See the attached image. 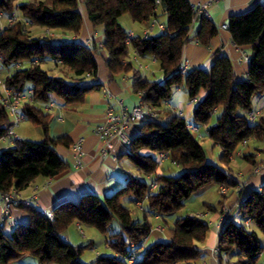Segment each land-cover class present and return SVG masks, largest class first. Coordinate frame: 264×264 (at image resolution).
Listing matches in <instances>:
<instances>
[{"label": "trees", "instance_id": "16d2710c", "mask_svg": "<svg viewBox=\"0 0 264 264\" xmlns=\"http://www.w3.org/2000/svg\"><path fill=\"white\" fill-rule=\"evenodd\" d=\"M0 0V12L10 16L19 10L21 17L12 23L0 20V65L12 71L4 78L16 90L32 87L33 99L23 110L28 120L40 126L41 140L20 139L0 149V190L20 192L29 187L38 176L55 177L64 172L69 162L58 152L57 146L69 147L73 141L68 135L53 138L49 133L50 113L42 104L53 98L64 103H80L86 95L102 84L97 81V56L108 55V78L131 73L133 91L144 94V99L161 107L173 90L184 87L190 99L204 90L197 102L192 121L206 127V135L221 148V164L208 160L200 138L187 128V120L180 114L163 110V117L140 122V131L130 138L126 155L142 173L128 174L124 185L111 194L99 196L94 192L83 194L78 202L64 201L56 206L53 218L42 213L34 204L19 203L28 214L27 222L10 228L0 222V264H13L26 255L34 256L39 264H129L134 253L135 264H200L202 250L198 243L205 241L209 222L198 214H187L175 219L169 226L170 238L157 240L143 250L153 224L149 216L165 217L175 213L204 188L216 185L234 189L239 183L230 172L232 157L242 143L251 138L264 141V116L251 122L248 113L254 110V99L264 94V1L249 10L229 17L228 30L238 46H250L247 77L237 80L235 69L227 55H219L209 68L186 70L182 64L185 44L191 39L208 45L217 35L218 25L207 15L196 17L197 32L190 36L195 18L189 0ZM129 14L132 21L147 25L153 18L166 15L169 32L135 36L127 41V30L120 18ZM87 18L94 28L102 27V47L93 40L85 44L78 40L55 41L50 34H36L32 26L78 35ZM139 55H151L163 70L164 80L145 78L131 60V49ZM56 61L60 71L53 73L44 64ZM20 62L22 66H16ZM89 73V75H88ZM90 81L89 84H86ZM217 112L214 124L213 115ZM10 125V117L0 103V139ZM166 152L172 161L182 167L177 175L158 173L159 161L155 153ZM245 160L252 166L263 165L264 156L249 153ZM261 172L264 173V167ZM153 175L159 186L149 191L146 176ZM224 195V194H223ZM130 196L135 202L146 201L144 218L135 219L130 207L123 203ZM225 196V195H224ZM222 202V201H221ZM210 211L213 204L204 202ZM241 221L233 217L221 224L217 256L234 258L231 264H256L264 250L258 234H264V182L249 189L240 199ZM249 220V226L244 221ZM74 222L96 228L106 234L107 244L115 255H98L83 262V250L92 242L76 245L64 240L62 234ZM124 256L122 258L121 256Z\"/></svg>", "mask_w": 264, "mask_h": 264}, {"label": "crops", "instance_id": "0c3cea01", "mask_svg": "<svg viewBox=\"0 0 264 264\" xmlns=\"http://www.w3.org/2000/svg\"><path fill=\"white\" fill-rule=\"evenodd\" d=\"M192 5L204 4L206 5L209 17L218 25L219 31L209 42L208 45L199 43L196 38H191L184 46L182 55V64L186 70L194 67L209 68L215 58L219 55H227L235 69L237 80H242L247 77L249 69V58L251 56L250 46H238L231 37V33L228 28H224L222 25L229 23V17L233 14L245 12L249 10L254 4L264 0H189ZM18 2H23L19 0ZM17 17H21L20 11H14ZM121 18L124 22L121 21ZM120 21L126 30H133L137 34L143 32L146 28L145 24L132 21L131 17L121 16ZM0 20L3 25L10 23L9 16L2 13ZM160 21H166L159 18ZM125 23V24H124ZM36 28V34L57 35L66 38L71 36L72 39L81 41L82 43L89 44V40L92 39L95 42L102 43L103 36L99 33V30L94 28L87 18L84 19V25L82 31L78 34L63 33L61 30H48L43 27L33 25L32 28ZM199 27V21L192 24L190 28V36H193ZM48 33V34H49ZM159 33L156 30L153 34ZM99 40V41H97ZM108 55L105 51H101L97 56L98 61V73L97 81L102 86L98 89L90 91L83 102L80 103H64L61 99L53 98L49 103H54L53 106L48 104H42V107L50 113L49 121V133L53 138H58L64 135H68L73 143L78 138H83V151L84 154L79 158L78 154L73 148V144L69 147L64 145H58V152L69 162L70 166L61 174L55 177L38 176L32 184L19 193L24 196L34 195V205L43 210H53L56 206L64 201L78 202L83 194L94 192L99 196L109 195L115 189L122 186L126 182L128 174H134V165L125 160L126 152L129 149V144L121 139L114 141V147L106 155L101 154L102 141L95 134V127L102 123L106 118V111L111 105L118 107L122 101L128 107H133L141 100V95L138 92L133 91L132 83L133 78L131 73L119 74L115 76L113 80L108 78V69L106 66V60ZM131 60L140 63L138 70L140 74L145 78L152 80L163 81L164 74L159 62L151 55H139L133 48L131 49ZM0 65V79H4L12 69ZM87 81L86 84H89ZM205 91L202 90L194 99H190L187 91H183L182 87H177L171 93L168 100L164 101L161 105L163 110H170L172 113L178 112L182 116H186L192 119V114L195 105L199 100L203 98ZM189 99V100H188ZM173 110V111H172ZM254 110L260 112L259 116H264V94L254 99ZM217 113V112H216ZM163 117V115H162ZM258 119V118H257ZM200 131L203 133L204 139L206 137V127L199 126ZM17 133L21 139H33L41 140L43 137L40 126L33 124L30 120L22 122L16 127ZM140 131V122L133 121L130 123L127 133L135 135ZM264 141L251 138L248 141L242 143L236 154L232 157L230 163V172L241 181V190L237 192L235 189H230L226 195H222L219 192V196L216 199V203H210L203 201V206L198 210L191 208L188 214H198L205 218L210 224V230L208 232L205 241L198 243V247L202 250L200 264H231L234 258L223 255L221 261L217 256L214 247L217 245L218 234L221 227V217L224 214H229V217L236 219L235 211H239L240 199L251 188L260 187L264 181V176L258 175L263 172H253V166L248 163L245 158V154L253 153L257 158L264 156ZM11 141H1L0 149H3L9 145H13ZM219 145L214 143L213 148ZM220 156V155H219ZM168 160V159H167ZM79 161L81 162L79 164ZM160 166V165H159ZM233 166H236L233 168ZM162 167V165H161ZM159 167L158 173H164ZM138 175V174H137ZM256 175V176H253ZM139 176V175H138ZM140 177V176H139ZM143 177V176H142ZM147 178V176H146ZM210 187L204 188L197 194H205ZM219 191V187L217 186ZM193 195L187 202L196 201V195ZM129 199L132 200L130 196ZM126 197V198H127ZM193 201V202H194ZM222 201V202H221ZM144 202V201H143ZM143 202H135L137 207H143ZM204 202L213 204L216 207V211H210L204 206ZM184 206V208H185ZM183 209V208H182ZM196 211V212H195ZM150 217V216H149ZM183 217V216H182ZM154 222L151 234L146 238L143 246V250L146 245L157 241L170 238L169 226L173 224L175 219L173 218L170 223L168 216L162 217L159 215H153ZM10 219H16L18 222H27L28 214L18 205H15L10 210ZM241 219V217H240ZM77 227L81 225L79 222H75ZM10 228L14 226H8ZM90 239L88 242H92V246L96 243L97 231L90 229ZM86 234H83L84 237ZM106 237V234H102ZM64 240L75 244L74 233L70 228H67L62 234ZM151 237L154 238L152 242H149ZM106 249L103 251H96V255H82L81 260L83 262H89L94 260L98 255H115V251L107 244ZM141 249V248H140ZM139 249V250H140ZM92 250L95 248L92 247ZM138 250V251H139ZM137 251V256H138ZM139 257V256H138ZM13 264H39L37 259L32 255H26Z\"/></svg>", "mask_w": 264, "mask_h": 264}, {"label": "built area", "instance_id": "2783aa9c", "mask_svg": "<svg viewBox=\"0 0 264 264\" xmlns=\"http://www.w3.org/2000/svg\"><path fill=\"white\" fill-rule=\"evenodd\" d=\"M159 2L160 0H156ZM195 11V18L193 23L197 21L196 17L198 15H209L208 9L204 4L193 5ZM2 13L0 12V15ZM18 19L15 13L9 16V22H15ZM192 23V24H193ZM192 26V25H191ZM224 28H228V25L223 24ZM156 30L159 32L167 33L169 32L166 22L160 21L157 18L150 20L147 27L143 30L142 33L137 34L133 30H127V41L131 40L140 35L141 37H148L150 34H153ZM49 33V32H48ZM50 34V33H49ZM93 42L92 39L89 40L91 45ZM102 47V43H100ZM16 66H22L20 62L16 63ZM89 75V73H88ZM34 90L32 87H29L25 90H16L8 86L4 79H0V103L5 107L9 117L10 125L6 133L1 137V141H11L16 142L20 140L21 137L16 131V127L19 126L22 122L27 120L26 114L23 110L24 105L33 99ZM141 100L134 105L133 107H128L122 101L119 103L118 107L109 106L106 111L105 120L98 124L94 132L102 141L101 154L106 155L114 147V141L116 139H121L125 143H130V138L127 134L128 128L131 121H142L148 118H157L162 116V109L154 104L147 102L144 99V94L140 93ZM54 103H49V106H53ZM260 112L256 110H251L248 113V117L251 122L257 120ZM187 128L192 132V134L200 139L203 137V133L200 131L199 126L195 124L194 121L187 122ZM83 138H78L75 143H73V148L78 154L79 158L84 154L83 151ZM158 161H164L170 159L169 154L166 152L156 153ZM174 164H177L175 161H172ZM81 162L79 161V164ZM263 165L253 166V172L257 173L261 171ZM149 181V191H155L159 186V181L153 175L147 176ZM237 192L241 190V184L239 183L235 188ZM230 190L227 186H221V194H226ZM19 203L33 204L34 195L24 197L15 189L9 191L0 190V222L5 223L7 226H15L19 222L16 219H10V210L13 206L18 205ZM42 213L49 218H53V211L43 210ZM228 214H224L221 217V224L227 219ZM246 226H249V220L244 221ZM83 232V231H82ZM217 251V249H216ZM121 256V255H120ZM124 258V256H121ZM129 264H135L137 262L136 254L134 253L127 259Z\"/></svg>", "mask_w": 264, "mask_h": 264}, {"label": "rangeland", "instance_id": "374dc122", "mask_svg": "<svg viewBox=\"0 0 264 264\" xmlns=\"http://www.w3.org/2000/svg\"><path fill=\"white\" fill-rule=\"evenodd\" d=\"M126 17H130V15L129 14H124ZM124 19V18H123ZM122 18H121V21L122 22H124V20H123ZM162 19H166V15H162ZM125 24V23H124ZM32 28V27H31ZM97 30H99V33L102 35V27H97L96 28ZM36 28L34 27V28H32V32L33 33H36ZM51 37H52V39L53 40H55V41H59V40H62V39H64L61 35L60 36H57V35H51ZM65 40H67V41H71V40H73L72 39V37L71 36H68V37H66L65 38ZM97 41H99V40H97ZM99 43V42H98ZM139 64L140 63H138V62H136V66L137 67H139ZM44 66L45 67H47V68H49V70H51V71H53V73H57V72H59L60 71V68H59V66L58 65H56V61H54V60H47L46 62H45V64H44ZM135 66V67H136ZM5 67H1V69L2 70H4V72H5V69H4ZM133 78V77H132ZM182 89H183V91H187L184 87H182ZM189 100V99H188ZM173 111V110H172ZM174 112V114H179V110H178V112H175V111H173ZM162 115H163V120L165 121L166 120V114L164 113V111L162 112ZM216 116H217V113H215L214 115H213V117H212V121H211V124H214L215 123V120H216ZM185 118H186V120L187 121H192V119L191 118H189V117H186V116H184ZM134 121V120H133ZM133 121H131V122H133ZM128 134V133H127ZM128 136H129V138H131V135L130 134H128ZM200 141H201V144H202V146H203V148H204V150H205V152H206V155H207V157H208V160L210 161V162H213V163H217V164H221L220 163V160H219V155L221 154V148L220 147H218V146H216V147H214L213 148V145H214V142H213V140H211L208 136H206V137H204V139H200ZM264 143V142H263ZM128 143H126V145H127ZM156 157H157V155H156V153L154 154ZM243 159H244V157H243ZM125 160L127 161V162H129V163H131L132 165H134L133 164V162H132V160L130 159V157L129 156H127V157H125ZM159 167L162 169V167L164 168V169H162L163 171H164V173L165 174H168V175H177V174H179L181 171H182V167L181 166H179V165H177V164H174L173 162H172V160H164V161H160L159 162ZM161 165H162V167H161ZM236 166H233V168H235ZM134 168H135V173L134 174H138L140 177H142L143 175H142V173H140L139 172V170L134 166ZM161 169L159 170V171H161ZM258 175H261V177L262 176H264L262 173H260V174H258ZM253 176V175H252ZM254 176H256V175H254ZM253 176V177H254ZM264 182V181H263ZM262 182V183H263ZM261 183V184H262ZM210 188H209V190L205 193V194H202V195H200V194H197L196 195V201H194V200H192V201H189L188 203H187V207L185 206V208H183V209H181V210H179V211H177V212H175V213H172V214H168V215H166V216H168L169 218H168V220H169V223H170V221L173 219V218H177V217H182V216H185V215H187L188 214V212L191 210V208H193V209H195V210H198V209H200L202 206H203V201H208V202H210V203H216V199L218 198V196H219V192H220V187H219V191L217 190V186L216 185H213V186H209ZM229 192V191H228ZM221 193V192H220ZM246 194V193H245ZM223 195V194H222ZM224 195H226V194H224ZM194 201V202H193ZM123 203L126 205V206H128V207H130L131 208V210H132V213H133V216H134V218L135 219H140V220H142L143 218H144V215H145V212H144V208H148V205H147V202L146 201H144L143 202V207H137V205L135 204V201L134 200H131V199H129V197H124V199H123ZM198 208V209H197ZM203 209H205L204 207H202ZM196 212V211H195ZM235 216H236V220L238 221V222H240L241 221V219H240V217H241V215H240V212L239 211H235ZM149 220H150V222H152V223H155L154 222V218H153V216H150L149 217ZM71 227V229H72V231H73V233H74V238H75V241H73L76 245H83V244H87L88 243V241H89V237H90V229H94L95 231H97V233L99 234V235H97V241H96V243L94 244V246H92V244L89 246V247H86V248H84V250H83V254L82 255H96V251H103V249H106V244H105V237L96 229V228H94V227H91V226H89V225H86V224H82L80 227H77L76 226V224H75V222L74 223H72L68 228H70ZM83 231V232H82ZM83 234H86L85 236H87V237H84L83 236ZM258 237H259V240H260V243L261 244H264V234H262V233H259L258 234ZM154 240V238L153 237H151V239L149 240V242H152ZM92 247L93 248H95V250H92ZM216 249H217V247H214V251H216ZM143 255V248H141L139 251H138V256L139 257H141ZM201 262V260L199 261V263ZM256 264H264V250H263V252L261 253V255L259 256V258H258V260H257V262H256Z\"/></svg>", "mask_w": 264, "mask_h": 264}]
</instances>
